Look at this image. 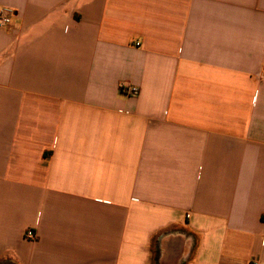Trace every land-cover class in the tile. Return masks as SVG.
Listing matches in <instances>:
<instances>
[{"label":"crops","instance_id":"1","mask_svg":"<svg viewBox=\"0 0 264 264\" xmlns=\"http://www.w3.org/2000/svg\"><path fill=\"white\" fill-rule=\"evenodd\" d=\"M0 5V264L264 262V0Z\"/></svg>","mask_w":264,"mask_h":264},{"label":"built area","instance_id":"2","mask_svg":"<svg viewBox=\"0 0 264 264\" xmlns=\"http://www.w3.org/2000/svg\"><path fill=\"white\" fill-rule=\"evenodd\" d=\"M16 16L17 12L13 8L0 5V28L10 27ZM120 90L121 93L127 97H134L139 93V88L129 83H123ZM26 237L30 240H34L36 239V232L30 229L27 231ZM250 264H264V262L253 261Z\"/></svg>","mask_w":264,"mask_h":264}]
</instances>
